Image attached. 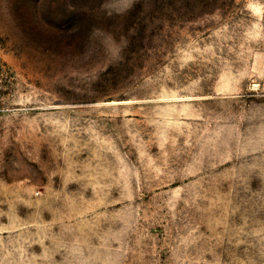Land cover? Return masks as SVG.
Segmentation results:
<instances>
[{"label":"rangeland","instance_id":"obj_1","mask_svg":"<svg viewBox=\"0 0 264 264\" xmlns=\"http://www.w3.org/2000/svg\"><path fill=\"white\" fill-rule=\"evenodd\" d=\"M0 264H264V0H0Z\"/></svg>","mask_w":264,"mask_h":264}]
</instances>
